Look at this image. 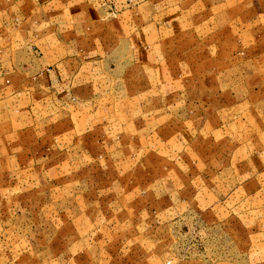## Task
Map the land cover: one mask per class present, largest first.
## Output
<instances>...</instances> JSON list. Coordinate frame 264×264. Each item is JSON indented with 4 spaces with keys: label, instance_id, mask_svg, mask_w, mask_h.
Returning <instances> with one entry per match:
<instances>
[{
    "label": "rangeland",
    "instance_id": "374dc122",
    "mask_svg": "<svg viewBox=\"0 0 264 264\" xmlns=\"http://www.w3.org/2000/svg\"><path fill=\"white\" fill-rule=\"evenodd\" d=\"M39 1L44 19L31 24L50 20L64 48L91 49L82 74L100 98L97 121L92 131L62 120L0 127V264L263 261L264 209L237 234L236 212L220 204L222 183L236 186L221 181L236 172L228 156L264 131L256 4ZM245 173L250 183L252 166Z\"/></svg>",
    "mask_w": 264,
    "mask_h": 264
},
{
    "label": "crops",
    "instance_id": "0c3cea01",
    "mask_svg": "<svg viewBox=\"0 0 264 264\" xmlns=\"http://www.w3.org/2000/svg\"><path fill=\"white\" fill-rule=\"evenodd\" d=\"M39 2L17 0L8 11L0 9V127L7 125L12 131H19L22 127L37 126L47 120H62L75 124V127L88 124L92 127V121H97V101L100 98L93 92L94 83H87L88 77L82 74L83 68L89 64L83 58V52L91 49L70 51L64 48L62 33L49 25L50 20L45 22L47 26H41L44 22L31 24L30 21L44 19L37 8ZM250 2L253 6L256 4L259 18L263 16L264 20V0ZM16 20L19 22L15 23ZM5 31L8 32L7 38ZM70 52L76 54L71 56ZM191 124L184 130L189 135L193 132ZM88 129L92 131L94 127ZM228 158H236V172L226 173L221 181L235 179L236 186L222 183L221 196L224 199L220 204L227 213L236 212L238 234L239 229L245 227L241 219L246 213L260 217L259 212L264 209V181L261 183L264 180V131L244 135ZM251 166L252 174L248 177L251 182L248 183L258 186L247 191L245 172ZM246 197L253 200L248 206L252 208L250 212H246ZM262 227L264 230V225ZM257 231L254 236L261 249L264 248V233ZM262 256L263 261H256V264H264Z\"/></svg>",
    "mask_w": 264,
    "mask_h": 264
}]
</instances>
